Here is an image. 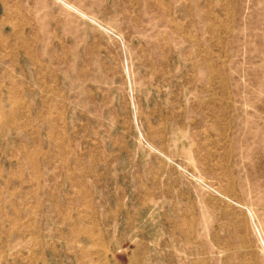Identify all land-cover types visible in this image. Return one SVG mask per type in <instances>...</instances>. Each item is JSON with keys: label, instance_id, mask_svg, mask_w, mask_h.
<instances>
[{"label": "rangeland", "instance_id": "obj_1", "mask_svg": "<svg viewBox=\"0 0 264 264\" xmlns=\"http://www.w3.org/2000/svg\"><path fill=\"white\" fill-rule=\"evenodd\" d=\"M0 38V264L96 210L117 264H264V0H0Z\"/></svg>", "mask_w": 264, "mask_h": 264}, {"label": "crops", "instance_id": "obj_2", "mask_svg": "<svg viewBox=\"0 0 264 264\" xmlns=\"http://www.w3.org/2000/svg\"><path fill=\"white\" fill-rule=\"evenodd\" d=\"M0 45H1V38H0ZM25 82L22 83V86H19V84H15L13 87L14 89H18L17 92H20V89L25 86ZM45 86H47V84H45ZM44 83H43V87ZM21 87V88H20ZM47 96L44 97V99ZM22 101L18 100V103H21ZM51 104V102H50ZM32 115V114H31ZM29 115V116H31ZM34 119V116L32 117ZM34 165L36 166L37 169H43L46 170L48 168V166H51V163L47 162V163H35L34 161L32 162V166L34 168ZM66 169H72L74 171L70 172V173H66L64 170ZM77 167L69 165L66 166L63 171L64 174L66 176V180L69 182H72V185L74 186V188H76L77 191H72V192H68L65 197H60L57 192H59V189L57 188V183L59 182V179L57 178V174H58V168L55 169L54 171V181H53V186L48 189V192H50L51 197L50 199L52 200H57L52 202L54 205L51 206L52 209H56L57 211H64L65 208H68V206H65L63 201L64 199H66L67 197L70 199L73 198H78L79 196H82L85 194L84 193H80V191L83 189L82 184H84L86 182V173L83 171H77L76 170ZM72 180V181H71ZM42 192H46V188L42 189ZM38 193L37 191L34 192V194ZM88 194V193H86ZM45 195V194H44ZM83 197V196H82ZM110 215H115V210H111L108 211V213L106 215H102L99 211L96 210L95 213H92L91 215H89L88 217L90 219L87 220V217L85 218V220L83 221L85 227H83V223L80 222H73L72 220L69 222L68 218H64L63 217V221L65 223L69 222L68 224H71L72 228H75V226H77L76 223H78L79 225V230L81 233H85L88 234V237L90 238V243L87 244V246H84V244H77L75 242H71L68 243L67 241L65 242V246L66 249H70V254L69 252H67L71 257H70V262L75 263L76 264H117L115 261V258L113 256V252H114V248H110L108 244H105L104 241H102L101 236H102V222H100L101 216L102 217H109ZM61 221L57 220L55 222V224H60ZM78 231V229H77ZM89 241V240H88ZM65 261V259H64ZM68 261V259H67ZM75 261V262H74ZM139 264V261L134 260V264Z\"/></svg>", "mask_w": 264, "mask_h": 264}]
</instances>
